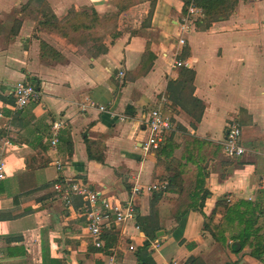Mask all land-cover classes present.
Wrapping results in <instances>:
<instances>
[{
	"label": "crops",
	"instance_id": "crops-1",
	"mask_svg": "<svg viewBox=\"0 0 264 264\" xmlns=\"http://www.w3.org/2000/svg\"><path fill=\"white\" fill-rule=\"evenodd\" d=\"M227 2L226 18L193 25L185 36L189 83L172 67L184 0H0V264H137L145 236L136 220L112 226L115 242L102 252L81 200L65 207L54 197L58 181L85 184L112 205L127 201L134 185L166 183L155 206L158 191L135 199L136 215L153 210L164 233L150 242L155 264L191 257L195 264H262L248 248L239 253L231 235L244 228L240 218L264 240V0ZM79 11L98 14L91 37L70 42L39 26L43 13L62 24ZM40 41L63 60L42 59ZM19 81L35 82L41 100L15 111L11 87ZM87 98L96 107L84 108ZM195 99L203 107L198 122ZM161 105L175 128L159 153L144 154L147 115ZM233 122L245 149L238 159L221 148ZM54 123L61 127L52 148ZM231 207L238 217L232 233L216 242L205 218L215 212L217 227Z\"/></svg>",
	"mask_w": 264,
	"mask_h": 264
},
{
	"label": "built area",
	"instance_id": "built-area-1",
	"mask_svg": "<svg viewBox=\"0 0 264 264\" xmlns=\"http://www.w3.org/2000/svg\"><path fill=\"white\" fill-rule=\"evenodd\" d=\"M202 16V10L191 4L187 8L186 14L180 19L177 40L180 49L174 55L173 68H189V64L185 60H179L178 57L181 54L182 48L186 45L185 36L192 29L193 22L196 19L202 18ZM122 76L120 74V77ZM11 96L14 99L15 111H20L28 104L38 103L41 100L40 91L26 81L14 83L11 87ZM87 106L96 107L95 103L90 101L89 98L86 99L83 107L86 108ZM97 109L101 112L106 110L104 106H97ZM118 118L120 121L125 120L122 116H118ZM145 123L146 136L140 143L141 150L144 154L154 153L163 145L167 135L174 130L175 125L163 105L150 110ZM60 127V123H54L51 127L52 136L50 146L52 148H55L59 141L58 131ZM8 144L6 141L3 143L4 146ZM221 148L224 155L229 159H238L244 155L245 149L241 145V129L237 123L233 122L229 126L226 136L221 143ZM4 154V148H0V181L5 177ZM55 166L57 170L62 169V164L59 162H56ZM262 187L264 189V179ZM166 188V183L155 184L146 188L134 185L131 190V196L127 201L112 205L103 199L98 192L91 190L85 184L78 183L77 181H58L53 185L54 197L61 201L65 207L71 206L75 199L81 200V208L86 219V228L92 238L93 246L96 249L102 247L103 242L101 238L110 226L135 221V199L138 195L144 190L164 191ZM136 228H138L137 225ZM107 264H117V262L112 259Z\"/></svg>",
	"mask_w": 264,
	"mask_h": 264
},
{
	"label": "trees",
	"instance_id": "trees-1",
	"mask_svg": "<svg viewBox=\"0 0 264 264\" xmlns=\"http://www.w3.org/2000/svg\"><path fill=\"white\" fill-rule=\"evenodd\" d=\"M191 4L201 9L203 13L202 18L196 19L193 22L194 27H196V29L198 30L202 29L207 23H211L213 21H220L226 18L228 14L227 0H184L183 14H186L187 8ZM150 15H151V11H150ZM98 20L99 17L95 11H91V13L81 12L74 14V18L70 22L66 23L68 24V26H66L65 23L63 24L58 23L55 19V16L51 12H49L42 14V20L39 22V26L44 29L48 28L49 30L56 32L57 34L67 39L68 41L73 42V40L70 39V35H68L67 29L65 27H68L72 32V34L77 35V33H85V35L91 37V35L93 34L92 32L93 29L91 28V26H94V24H96ZM40 56L42 59L50 58L57 61L63 60L61 54L44 41H40ZM185 58H186V52L182 50L181 55L178 57V59L182 61L185 60ZM180 69H182V76L185 77V80L189 83H192L194 78V72L189 70L188 68H180ZM32 83H33L32 85H35V82ZM171 86H172L171 82H168L167 89H170ZM193 109L194 112L196 113V115H193L194 121L198 122L200 121L203 111V107L201 106V102L199 100L197 99L193 100ZM161 147L163 148V146H160V148L155 152L159 153ZM166 191L167 188L164 191H158L154 194L153 206H155V204L161 200L162 194ZM205 196H207V193H205ZM202 205L203 203H200L199 210L202 208ZM222 206H224V204L221 202H218L216 204V208ZM235 207L237 208L238 206L236 205ZM235 213L236 212L233 207L227 208L223 216L222 223H220V225L215 227L211 224L212 217L215 214V212H213V214L210 217L205 218L206 222L204 223L203 229L205 231H208L216 242L224 243L226 240L225 235L228 233L229 234L232 233L231 229L234 225V222L238 218ZM243 216L244 215H242V218ZM135 220H136V225L145 236V241L141 246H139L135 250L134 253V256L137 260V264H155V261L152 257L150 242L156 240V232L159 231V227L156 224L157 221L156 216L152 210L150 216L140 217L136 215ZM239 222L240 223L244 222L243 223L244 228L237 235L235 236L231 235V239L233 241H238L240 244V249L238 252L240 253L244 250V248H248L249 249L248 254L252 258L264 264L263 237L257 235L258 234L257 230L251 231L249 220L242 221L239 218ZM111 230H113L112 226H110L104 232L101 238L103 245L101 248H98V250H101L102 252L105 251L108 252V249L112 246L113 242H115L114 235L110 232ZM251 239L252 241H250ZM195 261L196 259L191 257L189 258L186 264H195Z\"/></svg>",
	"mask_w": 264,
	"mask_h": 264
},
{
	"label": "rangeland",
	"instance_id": "rangeland-1",
	"mask_svg": "<svg viewBox=\"0 0 264 264\" xmlns=\"http://www.w3.org/2000/svg\"><path fill=\"white\" fill-rule=\"evenodd\" d=\"M81 12H83V11H79L77 13H81ZM73 18H74V13L70 14V20L69 21L64 22L65 25L68 26V24H66V23L70 22ZM65 28L67 29L68 35H70V39L73 40V41H76L77 39H79V37H85L86 36L85 33H77V35L72 34V32L70 31V29L68 27H65Z\"/></svg>",
	"mask_w": 264,
	"mask_h": 264
},
{
	"label": "water",
	"instance_id": "water-1",
	"mask_svg": "<svg viewBox=\"0 0 264 264\" xmlns=\"http://www.w3.org/2000/svg\"><path fill=\"white\" fill-rule=\"evenodd\" d=\"M163 232L162 231H159V232H157L156 233V236L158 237V238H160L161 236H163ZM238 246V244L237 243H235L233 246H232V249L234 250V251H237L236 249V247Z\"/></svg>",
	"mask_w": 264,
	"mask_h": 264
}]
</instances>
